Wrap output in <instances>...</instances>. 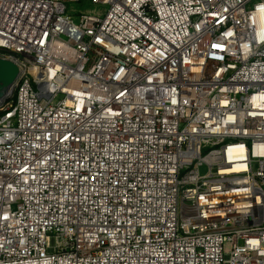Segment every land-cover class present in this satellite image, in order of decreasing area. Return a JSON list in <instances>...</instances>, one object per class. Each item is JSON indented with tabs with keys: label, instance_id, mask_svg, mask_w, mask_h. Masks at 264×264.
<instances>
[{
	"label": "built area",
	"instance_id": "obj_1",
	"mask_svg": "<svg viewBox=\"0 0 264 264\" xmlns=\"http://www.w3.org/2000/svg\"><path fill=\"white\" fill-rule=\"evenodd\" d=\"M87 1L0 0V264H264V0Z\"/></svg>",
	"mask_w": 264,
	"mask_h": 264
},
{
	"label": "water",
	"instance_id": "obj_2",
	"mask_svg": "<svg viewBox=\"0 0 264 264\" xmlns=\"http://www.w3.org/2000/svg\"><path fill=\"white\" fill-rule=\"evenodd\" d=\"M17 75L16 67L5 61H0V82L11 83Z\"/></svg>",
	"mask_w": 264,
	"mask_h": 264
},
{
	"label": "rangeland",
	"instance_id": "obj_3",
	"mask_svg": "<svg viewBox=\"0 0 264 264\" xmlns=\"http://www.w3.org/2000/svg\"><path fill=\"white\" fill-rule=\"evenodd\" d=\"M68 6H69V9L71 11H75L76 15H78V13L80 11L97 9V8H94L92 5H90V3H88L87 0H82V2H80V3H70V4H68ZM100 9H102V8H100ZM200 172H201V174H205L206 169L202 168L200 170Z\"/></svg>",
	"mask_w": 264,
	"mask_h": 264
}]
</instances>
